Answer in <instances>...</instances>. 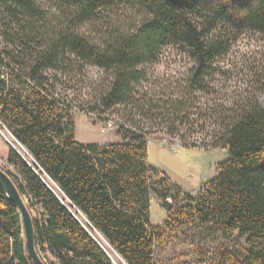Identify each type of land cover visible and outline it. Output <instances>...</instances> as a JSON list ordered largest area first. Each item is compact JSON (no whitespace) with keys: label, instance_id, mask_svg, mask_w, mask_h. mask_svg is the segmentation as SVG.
<instances>
[{"label":"trees","instance_id":"16d2710c","mask_svg":"<svg viewBox=\"0 0 264 264\" xmlns=\"http://www.w3.org/2000/svg\"><path fill=\"white\" fill-rule=\"evenodd\" d=\"M48 1L54 12L37 0H0L13 25L2 33L13 47L6 57L21 66L14 72L0 59V75L8 70L7 79L0 77V122L27 151L10 147L7 163L15 173L2 169L28 206L39 205L48 217L33 218L46 264H117L118 256L125 264H161L155 243L192 227H214L226 241L244 239L219 248L215 264H264V106L250 100L235 110L208 111L218 116L211 146L227 149L229 158L197 195L169 184L146 162L147 139L161 126L167 137L183 138L182 130L194 126L190 117L201 118L190 101L206 90L213 63L235 36L250 31L264 40V0ZM133 10L140 18L127 13ZM85 26L98 37L80 30ZM164 47L192 65L162 100L140 92V83L143 66ZM76 64L111 71L89 111H115L120 142L76 141L70 107L46 88L42 72L67 75ZM151 193L168 212L162 225L150 224ZM179 198L186 203L175 205ZM0 264H33L16 207L1 188Z\"/></svg>","mask_w":264,"mask_h":264},{"label":"rangeland","instance_id":"374dc122","mask_svg":"<svg viewBox=\"0 0 264 264\" xmlns=\"http://www.w3.org/2000/svg\"><path fill=\"white\" fill-rule=\"evenodd\" d=\"M37 1L44 12H54L55 9L48 0ZM127 13L132 14L135 19L140 18V13L135 10ZM10 24V17L0 4V59L3 63L7 62L14 72H19L21 66L8 59L5 53L13 48L2 36L4 31L13 27ZM80 30L93 38L98 37L90 26ZM46 31L44 28L41 35H47ZM191 65L192 61L186 55L178 53L174 48L164 47L155 62L143 66L146 76L140 83V92L166 99L169 94L176 92L177 82L181 83ZM77 66L78 64L74 65V70L67 75L50 70L42 72L47 76L46 88L55 98L70 107L75 122L76 141L97 144L120 142L118 129L105 133L99 131L104 118L109 117L118 123L122 121L115 111H89V106L98 103L97 92L102 89L107 79L110 80L111 71L94 66ZM205 87L203 93H195L190 101L201 114V118L190 117V123L194 122L193 128L189 131L182 130L183 138H169L163 133L161 126L159 130L162 131L155 132L151 137L153 141L147 145V164L155 167L159 175L165 174L169 178V184L178 186L191 195L200 193L201 184L203 187L206 181L215 176V166L229 158L227 149H214L211 146L212 132L214 126L216 128L218 116H212L208 111L220 107L235 110L250 100L264 106L263 38L250 31H243L235 36L227 53L213 63L211 74L205 78ZM176 141L181 143L180 147L169 146ZM15 146L19 148L17 143ZM159 175L154 173V182ZM155 187L159 189L158 186ZM158 200L160 201L159 198ZM167 201L172 203L171 199ZM178 201L175 205L186 203L180 198ZM28 208L33 218L39 216L38 207ZM153 208H158L156 203H153ZM244 244V239H238L236 235L231 240H222L214 227L182 228L164 234L160 241L155 243V259L161 264H215L219 248L232 249ZM38 251L47 263L43 253L39 249ZM116 259L117 264H124L120 258Z\"/></svg>","mask_w":264,"mask_h":264},{"label":"water","instance_id":"95a60500","mask_svg":"<svg viewBox=\"0 0 264 264\" xmlns=\"http://www.w3.org/2000/svg\"><path fill=\"white\" fill-rule=\"evenodd\" d=\"M0 188L17 210L24 238V249L33 264H46L35 245L33 217L22 195L19 194L12 178L0 167ZM118 258H120L118 256ZM121 259V258H120ZM122 260V259H121ZM124 263V261H122ZM125 264V263H124Z\"/></svg>","mask_w":264,"mask_h":264},{"label":"crops","instance_id":"0c3cea01","mask_svg":"<svg viewBox=\"0 0 264 264\" xmlns=\"http://www.w3.org/2000/svg\"><path fill=\"white\" fill-rule=\"evenodd\" d=\"M74 136H75V125H74ZM84 144H87V143L84 142ZM9 151H10V146L2 139V137H0V167L3 168V169H8V170H10V171L15 173L14 168L7 163V158H8ZM148 165L156 170V168L153 167L152 165H150V164H148ZM217 165L215 167H217ZM215 170H216V168H215ZM201 187H202V184H201ZM155 196L156 195L154 193H151L150 194V201H149V203H150L149 220H150V224L153 225V226L162 225V223L165 221V219H166V217L168 215V212L166 210H164L163 208H161V203L158 200L157 196H156V198H155ZM23 197H24V199L26 201V204H27V198L25 196H23ZM152 200H154V201H152ZM153 203H156V205L158 207L157 209L153 208ZM35 207H38L40 209V214H39L38 217L43 218V220L45 222H47L48 221V217L43 212L41 207L39 205H36ZM160 211H162V212H160ZM38 217H36V218H38ZM46 254L48 255V257L50 259L54 260L53 257L48 252H46Z\"/></svg>","mask_w":264,"mask_h":264},{"label":"built area","instance_id":"2783aa9c","mask_svg":"<svg viewBox=\"0 0 264 264\" xmlns=\"http://www.w3.org/2000/svg\"><path fill=\"white\" fill-rule=\"evenodd\" d=\"M8 70H4L3 73L0 75V77L2 79H7L5 73H7ZM120 122H116L115 120L107 117L104 118V121L101 123L100 127H99V131L101 133H105L111 130H117L120 128ZM0 136L4 139V141L6 143H8V145L12 148H14L17 152L21 153L20 150H22L23 152L27 153V151L18 143V141L14 138V136L11 134V132L0 122ZM148 142L153 141L152 138L147 139ZM163 141V140H162ZM15 143H17V145H19V148H17L15 146ZM169 144V143H168ZM170 147L172 148H177L181 146V143L179 141H176L175 143H171L169 144Z\"/></svg>","mask_w":264,"mask_h":264}]
</instances>
